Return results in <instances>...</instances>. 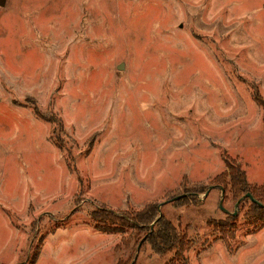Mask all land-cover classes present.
<instances>
[{
	"label": "rangeland",
	"instance_id": "rangeland-1",
	"mask_svg": "<svg viewBox=\"0 0 264 264\" xmlns=\"http://www.w3.org/2000/svg\"><path fill=\"white\" fill-rule=\"evenodd\" d=\"M238 173L264 186V0L0 5V264H264L263 220L217 184ZM155 203L182 257L91 218Z\"/></svg>",
	"mask_w": 264,
	"mask_h": 264
},
{
	"label": "trees",
	"instance_id": "trees-1",
	"mask_svg": "<svg viewBox=\"0 0 264 264\" xmlns=\"http://www.w3.org/2000/svg\"><path fill=\"white\" fill-rule=\"evenodd\" d=\"M233 179L232 183H225L229 189L224 186V183H217L221 185L220 190L224 191L225 194L229 191V196L236 205L238 201L241 200L239 207L248 201L251 205L246 216H250L256 221L262 222L263 220L262 223H264V186H252L250 183H247L245 175L242 173L234 175ZM223 186L226 187V189H224ZM247 194H251L258 203L253 202L251 198L246 196ZM175 198L176 200H174L173 203L186 204L185 201L195 202L198 198V193L193 190L189 196L180 195L173 199ZM234 213L235 211L233 213H227V220L219 225L221 236L224 239L225 236H232L234 226L230 222L237 216V214L235 215ZM91 218L96 228L100 231L109 234H121L129 238L136 248L135 260L137 259V255L143 251L145 247H149L153 254L161 258L170 256L182 257L183 253L190 249L192 244L184 231L161 213L160 205L156 203L149 204L140 211L127 212L124 214H117L107 211L104 208L95 209L91 212ZM257 228H260V226ZM40 252L41 247H36L31 257L22 264H37ZM119 264L122 263L120 262ZM129 264L137 263L136 261H132Z\"/></svg>",
	"mask_w": 264,
	"mask_h": 264
},
{
	"label": "water",
	"instance_id": "water-1",
	"mask_svg": "<svg viewBox=\"0 0 264 264\" xmlns=\"http://www.w3.org/2000/svg\"><path fill=\"white\" fill-rule=\"evenodd\" d=\"M4 3H5V0H1V1H0V5H1V6H3ZM121 68H122V66L120 67V69H121ZM211 189H212V187L206 192L205 197H207V196L209 195ZM222 194L224 195V191H222ZM246 196L249 197V198H251L253 202L258 203V202H257V201L251 196V194H247ZM177 199H178V198H177ZM174 200H176V198H175V199H172L171 201L173 202ZM240 202H241V200L238 201L236 207L239 206ZM161 206H162V205H161ZM220 206H221L222 210H224V212L228 213V211H227L226 209H224V207H223V199H222L221 202H220ZM234 214L236 215L237 212L235 211Z\"/></svg>",
	"mask_w": 264,
	"mask_h": 264
}]
</instances>
